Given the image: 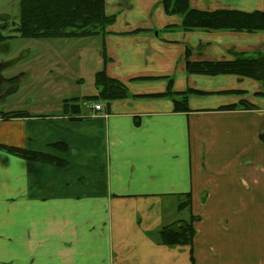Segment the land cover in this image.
Wrapping results in <instances>:
<instances>
[{
    "label": "crops",
    "instance_id": "obj_1",
    "mask_svg": "<svg viewBox=\"0 0 264 264\" xmlns=\"http://www.w3.org/2000/svg\"><path fill=\"white\" fill-rule=\"evenodd\" d=\"M189 5L264 13V0ZM104 12L114 22L101 38V70L127 98L74 116L60 103L55 114L45 104L0 117L1 146L66 163L0 149V264H264V86L185 70V60L264 54V31L185 32L162 0H105ZM169 80L174 93H202L188 98L186 112L155 97ZM191 217L190 245L158 242L163 228Z\"/></svg>",
    "mask_w": 264,
    "mask_h": 264
},
{
    "label": "trees",
    "instance_id": "obj_2",
    "mask_svg": "<svg viewBox=\"0 0 264 264\" xmlns=\"http://www.w3.org/2000/svg\"><path fill=\"white\" fill-rule=\"evenodd\" d=\"M190 0H162V9L165 15L181 18V27L185 32H231L255 34L264 31V13H244L232 10L214 12L197 11L191 9ZM19 21L15 35L4 36L5 26H0V45L16 36L25 40H79L85 38H103L106 28L114 22V17H107L104 12L105 0H18ZM187 53V52H186ZM188 53L186 54V56ZM185 70L189 74L203 76L234 75L259 82L264 86V54L252 56L236 55L230 62L193 63L185 60ZM17 90L15 78L6 80ZM93 86L96 94L79 99L63 100L61 114L74 116L80 111L81 103H105L127 98L126 88L119 82L106 76L104 70L93 76ZM3 88L0 87V96ZM196 91L174 93L171 90V81L164 94L155 97H168L172 101L173 112L183 113L188 110L187 100L191 95H200ZM241 105H244L241 103ZM235 106L227 107L233 109ZM24 112L1 113L0 117L14 119L24 117ZM66 150L62 144L52 145ZM0 149L21 159L43 163L51 166H64L66 163L47 154L30 152L27 150L5 147ZM188 199V197H186ZM189 199L179 208L186 207ZM196 218L191 217L187 222L175 223L163 228L157 234L160 244L173 246H188L195 235L194 224Z\"/></svg>",
    "mask_w": 264,
    "mask_h": 264
},
{
    "label": "rangeland",
    "instance_id": "obj_3",
    "mask_svg": "<svg viewBox=\"0 0 264 264\" xmlns=\"http://www.w3.org/2000/svg\"><path fill=\"white\" fill-rule=\"evenodd\" d=\"M18 21V0H0L2 34L15 35ZM100 50V37L25 40L16 36L5 41L0 45V78H15L18 90L12 94V85L3 87L0 112H34L44 110L46 104L55 114L63 100L94 95L93 76L102 66Z\"/></svg>",
    "mask_w": 264,
    "mask_h": 264
},
{
    "label": "built area",
    "instance_id": "obj_4",
    "mask_svg": "<svg viewBox=\"0 0 264 264\" xmlns=\"http://www.w3.org/2000/svg\"><path fill=\"white\" fill-rule=\"evenodd\" d=\"M84 106H85L86 108H89V105H88V104H85ZM92 109H93L94 111H100L101 107H100L99 105H94V106H92Z\"/></svg>",
    "mask_w": 264,
    "mask_h": 264
},
{
    "label": "flooded vegetation",
    "instance_id": "obj_5",
    "mask_svg": "<svg viewBox=\"0 0 264 264\" xmlns=\"http://www.w3.org/2000/svg\"><path fill=\"white\" fill-rule=\"evenodd\" d=\"M6 85H4V82L2 81V79L0 78V87L3 88L5 87ZM4 89V88H3Z\"/></svg>",
    "mask_w": 264,
    "mask_h": 264
}]
</instances>
